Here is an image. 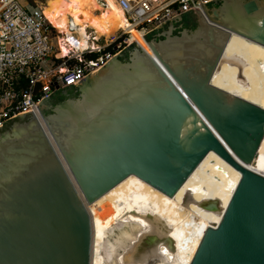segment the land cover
I'll list each match as a JSON object with an SVG mask.
<instances>
[{
  "label": "water",
  "instance_id": "water-1",
  "mask_svg": "<svg viewBox=\"0 0 264 264\" xmlns=\"http://www.w3.org/2000/svg\"><path fill=\"white\" fill-rule=\"evenodd\" d=\"M202 7L145 35L156 57L139 39L37 103L45 126L0 125V264H92L87 204L131 175L223 211L190 264H264V108L213 84L232 33L264 46V0Z\"/></svg>",
  "mask_w": 264,
  "mask_h": 264
},
{
  "label": "bare ground",
  "instance_id": "bare-ground-1",
  "mask_svg": "<svg viewBox=\"0 0 264 264\" xmlns=\"http://www.w3.org/2000/svg\"><path fill=\"white\" fill-rule=\"evenodd\" d=\"M93 1L107 7L104 15L96 14L93 5L88 6ZM104 1L67 0L65 9L72 18L65 40L60 41L61 54L96 46V42H91L92 35H107L123 29L130 34L129 43L141 39L156 57L144 33L131 25L115 0ZM41 9L49 20L45 9ZM213 84L264 108V46L232 33ZM37 116L43 125L41 112ZM249 168L264 175V140L258 158ZM207 202L212 201L189 180L175 196H169L136 175L129 176L87 204L94 233L92 264H138L129 262L128 256L134 255L138 248L140 253L147 247L155 264H190L207 229L219 224L223 217L220 208L207 209ZM117 231V240L110 242L111 235ZM147 257L144 251L138 260L144 262Z\"/></svg>",
  "mask_w": 264,
  "mask_h": 264
},
{
  "label": "built area",
  "instance_id": "built-area-1",
  "mask_svg": "<svg viewBox=\"0 0 264 264\" xmlns=\"http://www.w3.org/2000/svg\"><path fill=\"white\" fill-rule=\"evenodd\" d=\"M208 1L115 0L144 35L194 7L202 10ZM55 34L39 5L0 0V125L27 110L38 114L37 103L102 68L127 44L117 39L111 49L101 48L92 35L96 46L64 55Z\"/></svg>",
  "mask_w": 264,
  "mask_h": 264
},
{
  "label": "rangeland",
  "instance_id": "rangeland-1",
  "mask_svg": "<svg viewBox=\"0 0 264 264\" xmlns=\"http://www.w3.org/2000/svg\"><path fill=\"white\" fill-rule=\"evenodd\" d=\"M24 2L27 4H35L37 6L39 5L40 7L44 8L48 17H49L50 23L53 24V26L55 27V33L56 34H55L54 39L59 43L62 39L65 40L66 30H67V27L69 25V20L72 18L71 15L68 14L66 9H65V5L67 3V0H24ZM92 5L96 8V14H99V15L105 14L106 8H107L106 6L100 4L99 2L96 3L95 1H93L92 4H89L88 6L90 7ZM73 7L70 8V12L74 11V10H72ZM95 37H96V39L97 38L99 39L97 44H99V46H101V48H107L108 49L110 46H112L111 45L112 42L117 40V39H119L118 41L122 40V42H120L121 44H125L127 41L126 48L133 44V43H128V40L130 39V34L123 32L121 30L117 33L112 32V33H109L107 35H95ZM107 38H109V39H107ZM123 40H125L124 41L125 43H123ZM60 45H61V43H60ZM91 45H94V43H91ZM37 118H38V116H37ZM118 235H119L118 231L115 232L113 235H111L110 242H115L118 238L117 237ZM146 250H148V251H146ZM146 250L144 249L142 252L139 253V248H138V250L136 251L137 253L135 252L134 255L131 254L132 257H131V255H129L127 260H129V262H132V261L137 262L138 264H155V262L153 263V260L151 259V254L149 253V248L147 247ZM144 251L147 253L148 257L146 260H144V262H141L139 260L142 258ZM108 264H113V262H108Z\"/></svg>",
  "mask_w": 264,
  "mask_h": 264
},
{
  "label": "trees",
  "instance_id": "trees-1",
  "mask_svg": "<svg viewBox=\"0 0 264 264\" xmlns=\"http://www.w3.org/2000/svg\"><path fill=\"white\" fill-rule=\"evenodd\" d=\"M109 49H111V48H109Z\"/></svg>",
  "mask_w": 264,
  "mask_h": 264
}]
</instances>
